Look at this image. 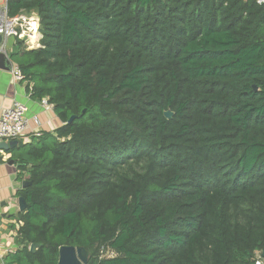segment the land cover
<instances>
[{"label":"trees","instance_id":"1","mask_svg":"<svg viewBox=\"0 0 264 264\" xmlns=\"http://www.w3.org/2000/svg\"><path fill=\"white\" fill-rule=\"evenodd\" d=\"M8 7L40 19V48L18 42L15 55L32 96L48 98L64 124L20 144L19 178L25 172L32 183L18 193L28 204L20 214L27 264H58L64 245L85 247L89 264H256L264 251V5ZM105 249L114 255L101 258Z\"/></svg>","mask_w":264,"mask_h":264},{"label":"crops","instance_id":"2","mask_svg":"<svg viewBox=\"0 0 264 264\" xmlns=\"http://www.w3.org/2000/svg\"><path fill=\"white\" fill-rule=\"evenodd\" d=\"M16 43L18 42L14 40L9 42L8 52L14 66H18L12 57ZM14 101L27 105L28 118L31 121L25 139L19 141V148L9 152L0 151V261L2 264H27L24 260L27 245L24 244L20 233L22 212L19 208L18 193L23 189V182L28 180L29 176L24 172L22 178H19L18 162L24 155L18 150L25 149L20 147V144L28 145L33 138L38 137L37 132L54 133L64 124L53 106L45 109L41 105V99L32 96V88L27 81L15 82L11 71L0 69V115L3 110L11 107ZM35 116H39V123L34 121ZM11 161H14L13 165ZM31 246L29 245V250Z\"/></svg>","mask_w":264,"mask_h":264},{"label":"built area","instance_id":"3","mask_svg":"<svg viewBox=\"0 0 264 264\" xmlns=\"http://www.w3.org/2000/svg\"><path fill=\"white\" fill-rule=\"evenodd\" d=\"M258 4L264 5V0H258ZM11 40L20 42L25 50L40 48V19L36 13L23 12L11 16L8 0H0V55L9 56V42ZM11 72L15 82L25 81L22 70L18 66H13ZM41 105L45 109L52 106L48 98L41 100ZM28 112L27 105L18 101H14L11 107L3 110L0 115V143L25 139L31 121L28 118ZM34 121L39 123V116H35ZM37 135L40 136V132H37ZM113 255L114 253H112ZM255 262L256 264H264V251L256 252ZM0 264H2L1 261Z\"/></svg>","mask_w":264,"mask_h":264},{"label":"water","instance_id":"4","mask_svg":"<svg viewBox=\"0 0 264 264\" xmlns=\"http://www.w3.org/2000/svg\"><path fill=\"white\" fill-rule=\"evenodd\" d=\"M13 63L11 62V57L1 54L0 55V69L5 71H11L13 68ZM174 116L172 111L165 112V117L171 119ZM77 119L76 116H73L69 120V124L73 123ZM19 148V141H12L9 143H0V151L9 152ZM14 164V161H11V165ZM32 183L29 180L23 182V189L31 186ZM28 207L27 201L24 197L19 198V208L21 212L26 211ZM40 245L33 244L31 246V252L35 253ZM91 260V255L85 247L79 246H68L64 245L59 248V258L58 264H89Z\"/></svg>","mask_w":264,"mask_h":264},{"label":"rangeland","instance_id":"5","mask_svg":"<svg viewBox=\"0 0 264 264\" xmlns=\"http://www.w3.org/2000/svg\"><path fill=\"white\" fill-rule=\"evenodd\" d=\"M17 49H15V51H14V55L17 53V51H18V47H16ZM29 49V48H28ZM29 50H32V49H29ZM12 57H13V60H14V62H16L17 64H18V62L19 61H21V59L19 60L18 59V56L17 55H15V57L12 55ZM18 152H21V154L22 155H24V156H27V150H25V149H19L18 150ZM107 256H112V253H111V251H109V249H105V250H102L101 251V258H105V257H107Z\"/></svg>","mask_w":264,"mask_h":264}]
</instances>
